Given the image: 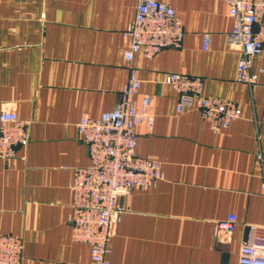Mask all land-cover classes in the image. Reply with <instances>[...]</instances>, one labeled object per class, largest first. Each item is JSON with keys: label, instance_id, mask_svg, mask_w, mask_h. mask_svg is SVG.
<instances>
[{"label": "crops", "instance_id": "1", "mask_svg": "<svg viewBox=\"0 0 264 264\" xmlns=\"http://www.w3.org/2000/svg\"><path fill=\"white\" fill-rule=\"evenodd\" d=\"M138 1L0 0V112L29 122L28 144L0 157V232L23 237L24 264H92L69 221L74 169L90 162L76 125L112 109L133 70L134 98L151 95L153 116L135 128L136 151L163 176L120 197L110 264H237L248 225H264V72L252 86L237 80L226 0H161L182 23V47L129 62L124 31ZM261 68L264 50L252 70ZM173 72L202 77L203 92L233 101L241 117L214 133L196 106L178 111ZM229 214L237 224L224 233Z\"/></svg>", "mask_w": 264, "mask_h": 264}, {"label": "built area", "instance_id": "2", "mask_svg": "<svg viewBox=\"0 0 264 264\" xmlns=\"http://www.w3.org/2000/svg\"><path fill=\"white\" fill-rule=\"evenodd\" d=\"M233 19L230 41L240 49L237 80L249 85L258 81L252 70L254 61L264 50V0H226ZM127 46L124 57L131 62L136 53L152 58L165 47L181 48L184 29L175 9L161 0H139L135 17L124 31ZM210 43L204 34L203 48ZM166 82L178 94L176 109L196 106L214 133L228 128L242 111L233 101L203 92L204 79L185 73H168ZM141 80L133 70L116 105L97 118L83 117L77 123L81 141L87 146L89 164L74 169L70 183L73 192L69 221L73 240L88 244L92 264H110L113 226L122 221L125 207L120 197L132 189H148L162 178L160 164L139 156L136 151L137 125L153 122L152 96L135 94ZM29 122L13 110L0 112V157L12 159L20 146L29 142ZM264 193V184H263ZM237 224L234 214L218 222L224 233ZM249 237L239 250L237 264H264V225L249 224ZM24 239L18 234L0 232V264H24Z\"/></svg>", "mask_w": 264, "mask_h": 264}]
</instances>
